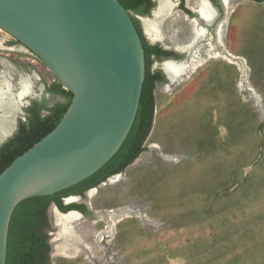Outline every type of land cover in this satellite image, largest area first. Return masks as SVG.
<instances>
[{
	"label": "rangeland",
	"instance_id": "rangeland-1",
	"mask_svg": "<svg viewBox=\"0 0 264 264\" xmlns=\"http://www.w3.org/2000/svg\"><path fill=\"white\" fill-rule=\"evenodd\" d=\"M230 1V23L238 19V26L222 27L223 46L215 51L224 57L195 55L202 61L184 85L163 75L145 151L95 188L75 229L82 242L50 264H264V4ZM176 18L165 19L169 39L175 27L189 29ZM240 67L247 68L246 83ZM4 68L13 93L19 75L31 83L17 106L15 121L23 120L26 99L39 98L54 79L0 32ZM42 97L47 105L61 98Z\"/></svg>",
	"mask_w": 264,
	"mask_h": 264
},
{
	"label": "water",
	"instance_id": "water-1",
	"mask_svg": "<svg viewBox=\"0 0 264 264\" xmlns=\"http://www.w3.org/2000/svg\"><path fill=\"white\" fill-rule=\"evenodd\" d=\"M0 32L72 95L55 126L0 172V264H5L15 205L83 180L116 152L135 117L145 67L136 25L117 0H0ZM51 206L81 217L75 210L59 211L53 202L48 210Z\"/></svg>",
	"mask_w": 264,
	"mask_h": 264
},
{
	"label": "trees",
	"instance_id": "trees-1",
	"mask_svg": "<svg viewBox=\"0 0 264 264\" xmlns=\"http://www.w3.org/2000/svg\"><path fill=\"white\" fill-rule=\"evenodd\" d=\"M126 11L134 10L137 13H149L154 4L146 0L144 10H137V5L144 0H117ZM264 1V0H255ZM137 31L141 36L138 20L132 17ZM149 65H146L142 81L139 103L131 127L116 152L95 172L83 180L50 195L31 196L19 201L9 218L6 237L5 264H50L49 244L45 229L48 222L45 210L50 201L60 209L61 197L70 193L81 194L86 189L104 181L109 175L121 172L138 157L145 146L143 142L148 135L154 110V83ZM46 93L55 94L63 101L55 102L49 107L44 106V99L33 101L31 106L24 109L25 120L17 119L14 133L0 145V172L16 156L30 147L60 120L67 109L71 93L62 88L55 79L46 86ZM46 113L42 114L41 110Z\"/></svg>",
	"mask_w": 264,
	"mask_h": 264
},
{
	"label": "bare ground",
	"instance_id": "bare-ground-1",
	"mask_svg": "<svg viewBox=\"0 0 264 264\" xmlns=\"http://www.w3.org/2000/svg\"><path fill=\"white\" fill-rule=\"evenodd\" d=\"M157 6L152 11V17L149 18H142V26L144 29L145 34L150 39H155L160 37L161 34V26L164 23V20L167 18H170V16L173 14V4L170 2V0H156ZM187 4L193 8L201 20L206 22L207 24L213 20L214 18V12L210 8L207 0H186ZM193 3L190 5L189 2ZM227 1L228 0H220L224 10L227 7ZM226 11V10H225ZM227 19V14L224 13L222 21L216 24L213 28L214 33V39L215 43L214 45H209L206 48V56L207 57H224L223 53H217L216 48L218 46H223L221 36L219 39V33H221V25L222 22L225 23ZM191 33L190 38L188 41V45H185L184 48L189 51L190 56V63L188 62H182L179 64L167 61L162 64L163 71L168 79L175 80L178 75L181 74V72H185L187 67L188 70L191 68L197 67L200 62V60H196V49L198 42L203 40L206 33L205 30L202 27H197L194 25L193 22L189 23ZM240 64L243 65L241 60L239 61ZM240 71L242 74L246 73V69L240 67ZM245 76V75H244ZM31 94V83L28 80V78L25 75H19L17 78V91L16 93L12 92V84H11V77L8 74V70L6 68L0 70V142H3L8 136L12 134V132L15 130V118L16 116H20L21 113L18 110L17 106L21 104V98L23 96ZM54 97H51L53 99ZM52 103V102H51ZM116 176V175H115ZM118 177V176H117ZM107 182V181H106ZM94 189L89 190L86 192V201L92 196V192ZM70 199H76L70 198ZM79 199V198H77ZM78 215L74 213H68V214H59L54 209V207L49 208V220L51 226H54L57 228V233L54 238H50V257L66 254V252L70 249H77V245L82 242L80 241L81 238L77 235L75 230L73 229V224H76V222L79 220ZM111 222L114 223L113 220V213L110 215V218L107 220L108 227L111 225ZM112 223V224H113ZM56 231H54L55 233ZM52 233V235L54 234Z\"/></svg>",
	"mask_w": 264,
	"mask_h": 264
},
{
	"label": "flooded vegetation",
	"instance_id": "flooded-vegetation-1",
	"mask_svg": "<svg viewBox=\"0 0 264 264\" xmlns=\"http://www.w3.org/2000/svg\"><path fill=\"white\" fill-rule=\"evenodd\" d=\"M150 1L153 2L154 4L150 7L148 14L147 13H137L134 10H129L128 12H130L131 16L134 17V18H136L137 20H139L140 19L139 17H141V16L147 17L149 14L151 15L152 11L157 6V1L156 0H150ZM249 1L252 2V3H255V4L256 3H263L264 4V1L248 0V2ZM170 2L173 4V10H172V12H174V15L173 16L171 15L170 16L171 18H169V20L170 21H172V20H175L176 21L177 20L176 17L181 16L183 18V20L186 21L187 24H188V28H189L188 31H186L185 28L183 26H181V25L180 26H177V27L174 28L175 29V32H174L173 39H169L168 38V35L166 33L168 31H167V29H165L163 27L164 26V23L166 22V20H165L164 23L161 26V34H160V37L155 38V39H150L142 31V27L140 26V23L141 22L139 23V21H142V18H141V20L138 21L139 26H140V30H141V36H142L140 38H141V43H142V46H143L144 67H146V65H149V70H150V72H151V74L153 76L152 79H153V83H154V88L156 87V85H158V84H164L166 82L165 81V78H164L165 73H164V71L162 69L163 68L162 67V64L164 62L170 61V62H173V63H176V64H179V63H182V62H187V64H188V62L190 63V60L191 59H190V56H189V51L184 48L185 45H188V41H189V38H190V33H191L190 32L191 29H190V25H189L190 22H193L194 25L197 26V27H202L205 30V33H206V35L204 37L205 38V42L204 43H201L199 41L198 42V45H197L198 47L196 49L197 51H196V54L195 55H199V56L201 54H202L201 56L206 55V52H205V49L206 48L205 47L208 46V43L210 45L211 42H212V45H214L215 39H214L213 28H214V26H216L217 23H219L220 21H222V19H223L222 17L224 15V13L228 14V17H227V22H225V23L222 22L221 32L223 30L222 27L226 23H228L226 25V27H229L230 25H231V27H233L232 25L238 26V22H237L238 19H235L234 21L232 20L233 22L230 23L231 22L230 19H231L232 13H233V11L235 9V8H233V4L231 3L230 0L227 1V7L225 9L226 11L224 10V8H223L220 0H207L209 6L211 5L210 8L214 12V18L210 22V24L209 23L207 24L206 22H204L203 20H201V18L198 17L199 15L197 14V12L187 4V1L186 0H170ZM192 3H193V1L191 2V4ZM147 5L148 4H147L146 0H144L142 3H140V4L137 5V10H144ZM230 6H232L231 10L228 9V8H230ZM176 32H177V34H176ZM220 36L222 38L221 33H219V39H220ZM208 40H210V42ZM221 43H223V42H221ZM204 45H205V47H204ZM11 46H12V44H9L7 48L11 49ZM218 47H220V46H218ZM238 56H240V55H238ZM238 56H237V58H238ZM241 58L244 60L243 63L247 62L246 59L243 56H241ZM204 60H206V58ZM230 63L235 64V62H233V61L230 62ZM250 68H251V66H250ZM195 72H196V70H193L192 72H188V68H187L186 69V72H184V71L181 72V74L179 75V77L177 79H175L173 81H171L169 79V81H171L172 83H174V85H184L186 82H188V81L191 80V78L194 76V73ZM246 72H247V68H246ZM239 75L241 77H243L241 79H242L243 82L246 83L248 74L245 73V76H242V74L240 73ZM239 84L240 83H238L237 85H239ZM242 85H243V83H242ZM44 94H46V92H45V86L42 87L41 95L39 96V98H31L30 100L29 99H26V103H25L24 109L27 108L28 106H31L33 101H41L42 98L44 99V103H43L44 106L45 107H49L46 104V102H45V97H42V95H44ZM27 96H24V97H27ZM51 105H52V103H51ZM44 112H46V111L42 109L41 110V113L43 114ZM25 115H26V113L24 112V116ZM23 120H25V117H24ZM15 125L17 127V120H16V124ZM117 173H120V172H117ZM114 174H111V175H114ZM111 175H109V176H111ZM112 177H114V176H112ZM100 183H98L95 186L97 187L98 185H100ZM95 186H93V187H95ZM83 192L81 194L70 193V194H67V195L62 196L61 197V206H65V207H60V209L56 206V204L53 201H50L49 202V204L51 202H53L59 211L66 212L68 210H75V211H78L81 214V217L78 216L79 217L78 218L79 220L77 221V223L73 225V229L74 230L76 228H78L77 227V224L79 223V221L82 220L83 218H85L87 216V212H88V208H89V206L87 204L90 203V199L94 196L95 189L93 191V195L89 198L88 201L85 200L86 199V194L84 195ZM71 195L72 196H74V195H81L82 198L81 199H78V200H76V199H70L71 198L70 197ZM66 197H70V198L67 199L68 201L65 200ZM72 198H74V197H72ZM111 211H113V210H110L108 212H111ZM45 215H46V219H47V222H48V227L45 229V232L47 233V230H48L49 225H50V223H49L50 220H49V210H48V206H47V208L45 210ZM116 220L119 221L120 218L119 219H116ZM47 242L49 244L48 237H47ZM86 242L87 241L84 240L83 243H86ZM49 250H50V246H49ZM49 250H48V253H47L48 256H49Z\"/></svg>",
	"mask_w": 264,
	"mask_h": 264
},
{
	"label": "crops",
	"instance_id": "crops-1",
	"mask_svg": "<svg viewBox=\"0 0 264 264\" xmlns=\"http://www.w3.org/2000/svg\"><path fill=\"white\" fill-rule=\"evenodd\" d=\"M62 99H63V98H59V101L62 102V101H63Z\"/></svg>",
	"mask_w": 264,
	"mask_h": 264
}]
</instances>
